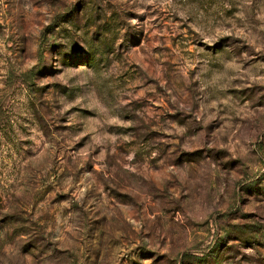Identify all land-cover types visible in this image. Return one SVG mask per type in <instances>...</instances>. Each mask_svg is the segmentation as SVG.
Segmentation results:
<instances>
[{
	"label": "rangeland",
	"instance_id": "1",
	"mask_svg": "<svg viewBox=\"0 0 264 264\" xmlns=\"http://www.w3.org/2000/svg\"><path fill=\"white\" fill-rule=\"evenodd\" d=\"M0 264H264V0H0Z\"/></svg>",
	"mask_w": 264,
	"mask_h": 264
}]
</instances>
